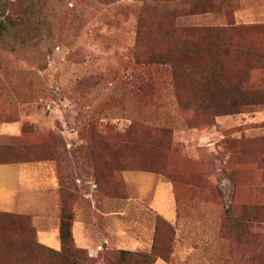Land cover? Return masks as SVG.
Returning <instances> with one entry per match:
<instances>
[{
	"label": "rangeland",
	"instance_id": "rangeland-1",
	"mask_svg": "<svg viewBox=\"0 0 264 264\" xmlns=\"http://www.w3.org/2000/svg\"><path fill=\"white\" fill-rule=\"evenodd\" d=\"M164 1L35 0L41 28L0 44V161L61 149L73 224L94 231L73 262L31 216L11 237L0 225V255H16L0 264H264V103L224 112L201 77L218 56L229 80L264 81V0Z\"/></svg>",
	"mask_w": 264,
	"mask_h": 264
},
{
	"label": "trees",
	"instance_id": "trees-1",
	"mask_svg": "<svg viewBox=\"0 0 264 264\" xmlns=\"http://www.w3.org/2000/svg\"><path fill=\"white\" fill-rule=\"evenodd\" d=\"M102 3L109 4L116 2L118 0H98ZM148 1V0H145ZM171 1V0H170ZM230 1L232 0H222L217 2L216 0H183V2H188V12H207L211 10H217L220 5L226 4V8L231 6ZM167 11H170L172 7L170 2L165 0ZM45 10V9H44ZM43 7L36 5L35 0H0V44L6 45L11 49H16L17 44L27 42V34L29 31L37 32L40 29V23L43 20L40 18L43 15ZM44 24V23H43ZM233 26V20L228 12L225 11V23L221 26L223 28H229ZM233 28V27H232ZM201 34L207 32H212L216 28L211 27H201ZM199 29V30H200ZM220 31V29H218ZM222 31V30H221ZM25 32V34H24ZM223 32H219V35ZM202 36V35H201ZM201 64V77L204 80L205 85H209L210 81H214L216 88L230 100L226 101L222 107L227 109L224 112H236L240 107H244L249 104H259L264 103V81L260 82V85L256 87L252 82L251 78L241 77L237 80H229L226 76L224 77L222 73L224 72L223 67H226L223 60L218 58V56H212L207 61ZM222 67V68H221ZM236 91L241 96L239 98L231 97L232 92ZM215 107H221L220 104H216ZM56 147V146H55ZM39 158L38 160H27L30 161H47L52 160L56 164L58 181L60 185V194L62 198V206L59 218V240H60V250L56 251L61 253L63 258L69 256L73 257L72 260L75 262V253H79L80 250L74 245L73 238V220H74V201L78 198L76 192L73 191L75 184H73L70 160L67 158L58 148L55 149V153L49 157ZM22 162L19 160H3L2 163H13ZM26 162V160H24ZM29 215L9 213L0 211V225H4L7 229L8 236L11 237L14 233L19 230L20 227L27 228L30 220ZM8 237V239H9ZM14 239V238H10ZM10 240H8L9 242ZM10 255L1 254L0 258H12L16 256L15 252H10ZM130 253L121 251V254ZM142 260H146L149 254H138Z\"/></svg>",
	"mask_w": 264,
	"mask_h": 264
},
{
	"label": "crops",
	"instance_id": "crops-1",
	"mask_svg": "<svg viewBox=\"0 0 264 264\" xmlns=\"http://www.w3.org/2000/svg\"><path fill=\"white\" fill-rule=\"evenodd\" d=\"M0 166L6 167L0 170V211L31 216L37 223L41 242L51 247L59 245L58 227L62 198L55 162H13L2 163ZM88 189L83 200L90 203V207H95V201L91 197V183ZM75 210L77 212V206ZM75 218V242L80 246H91V235L94 231L84 221H78L77 214Z\"/></svg>",
	"mask_w": 264,
	"mask_h": 264
}]
</instances>
